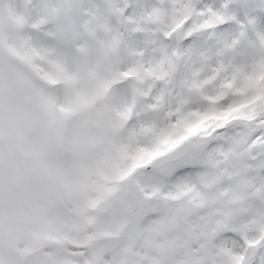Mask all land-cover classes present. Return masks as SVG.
Returning a JSON list of instances; mask_svg holds the SVG:
<instances>
[{
  "label": "snow or ice",
  "instance_id": "1",
  "mask_svg": "<svg viewBox=\"0 0 264 264\" xmlns=\"http://www.w3.org/2000/svg\"><path fill=\"white\" fill-rule=\"evenodd\" d=\"M6 24L57 119L127 162L56 264H264V0H0V50Z\"/></svg>",
  "mask_w": 264,
  "mask_h": 264
},
{
  "label": "rangeland",
  "instance_id": "2",
  "mask_svg": "<svg viewBox=\"0 0 264 264\" xmlns=\"http://www.w3.org/2000/svg\"><path fill=\"white\" fill-rule=\"evenodd\" d=\"M0 50V264H56L60 253L78 251L96 230L89 203L107 198L102 185L126 161L103 163L90 140L104 130L78 116L58 120L41 98L27 57L15 49L6 24ZM33 93V94H32ZM61 102H63L61 98ZM125 183L130 184L131 181ZM87 209L92 211H87ZM103 239L97 237V240ZM97 241H93L95 243Z\"/></svg>",
  "mask_w": 264,
  "mask_h": 264
}]
</instances>
